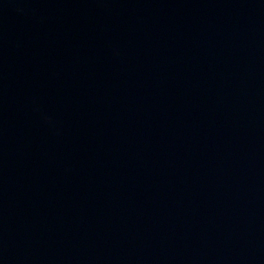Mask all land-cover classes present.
<instances>
[{"label":"water","instance_id":"1","mask_svg":"<svg viewBox=\"0 0 264 264\" xmlns=\"http://www.w3.org/2000/svg\"><path fill=\"white\" fill-rule=\"evenodd\" d=\"M0 264H264V0H0Z\"/></svg>","mask_w":264,"mask_h":264}]
</instances>
